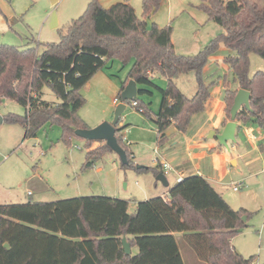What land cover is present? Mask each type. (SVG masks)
I'll use <instances>...</instances> for the list:
<instances>
[{"label": "trees", "instance_id": "1", "mask_svg": "<svg viewBox=\"0 0 264 264\" xmlns=\"http://www.w3.org/2000/svg\"><path fill=\"white\" fill-rule=\"evenodd\" d=\"M160 2L142 0L138 17L128 2L103 7L98 0H89L60 40L43 43L39 53L34 47L0 44V103L10 99L24 108L23 115L8 113L2 119L20 124L25 137H35L45 125H58L68 142L67 137L75 135L73 129L89 128L78 113L85 103L80 90L109 60L116 59L123 66L132 62L126 80L160 92L156 113L139 97L135 102L155 123L158 142H163L172 122L185 131L192 116L203 111L212 84L204 81V67L222 44L235 52L223 58L232 73L231 80L223 78L226 115L230 118L237 89L248 90L250 109L242 107L235 121L264 131V71L249 74L250 53L264 59V3L199 0L196 8L222 26L223 32L196 54L184 55L174 50L170 25L158 27L152 22L147 30L146 19ZM155 72L167 79L164 88L152 81ZM187 73L195 76L192 96L175 82ZM124 86L125 82L119 99ZM45 88L55 100L44 99ZM145 92L151 93L146 88L138 90L139 95ZM122 129L116 126V138L128 162L121 166L138 173L152 171L155 176L163 172L158 166L137 168L120 135ZM91 142L86 140L88 148ZM108 151L112 150L104 141L89 148L83 168H91ZM246 218L245 208L233 209L197 174L179 179L165 196L137 201L133 212L128 211L127 200L106 195L0 203V264H184L178 240L206 264H251L254 256L244 257L231 244L246 226ZM123 236L130 247H137L135 254L124 251Z\"/></svg>", "mask_w": 264, "mask_h": 264}, {"label": "rangeland", "instance_id": "2", "mask_svg": "<svg viewBox=\"0 0 264 264\" xmlns=\"http://www.w3.org/2000/svg\"><path fill=\"white\" fill-rule=\"evenodd\" d=\"M88 1L0 0V44L15 45L20 49L34 47L39 53L43 49V43L60 40L68 24L81 15ZM198 3L199 0H164L152 15L156 23L158 21L162 24L161 27L166 25L172 27L171 40L176 53L196 54L223 32L222 26L209 20L206 13L196 8ZM76 6H78L77 10ZM53 11L56 13L58 25L52 28L50 24ZM141 12V6L137 4L136 15L141 17ZM49 14L50 18L46 20ZM213 55L212 60L215 58L218 60L211 62L212 60L208 58L204 70V81L207 84L212 83L211 86H215L213 82L217 81V74L225 73L228 80L232 79L231 71L222 69L223 60L219 57L235 55V52L221 44ZM249 60L250 75L257 71H264V59L258 54L250 53ZM131 64L132 62H129L123 66L116 60L114 66L111 67L109 64L108 70L115 80L123 81ZM177 82L178 87L183 89L186 95H191L194 91L192 89L196 87L193 73L181 74ZM43 91L44 99L48 101L56 99L47 88ZM151 91L152 96L145 92L140 94L139 98L146 102L151 101V107L157 110L160 92L153 88ZM80 92L85 98V103L78 113L82 112L90 119L101 114L102 107H108V103L115 97L118 98V93L113 94L109 89L101 94V97L92 96L89 99L83 95L82 89ZM125 105L121 121L123 124L130 123L127 127L137 125L134 132L139 131L138 127H147L148 123L152 124L150 118H145V115L138 112L130 103ZM110 110L112 114H108V119L111 120L115 110L114 104ZM8 113L23 115L24 108L13 100L3 99L0 103V117L3 118ZM61 136L62 129L58 125H45L38 130L35 137H25V130L20 124L8 123L5 120L0 123V203H21L28 200L56 201L76 196H111L114 193L128 201V208L131 211L136 205L133 194L147 183L148 177L158 189L164 190L161 182L154 177L153 179L150 173L143 172L135 175L133 169L123 168L118 155L113 151L104 153L96 160L94 166L84 169L86 140L69 135L67 140L69 137L71 140L65 142ZM150 143L147 146H137L138 159L141 156L140 152H144L145 159L155 155L160 157L159 154H155V150L158 152L159 149L157 144ZM132 146H136V143L134 142ZM239 166L242 168V174L248 175L247 168L243 167L241 160L238 163ZM98 168L102 169L101 173H97ZM237 168L230 165L233 173H236ZM256 169H260V166L255 165V171ZM165 177L173 182L169 170L165 172ZM251 180V184L243 181L238 191H234L232 185L224 186L227 199L237 205V208H232L246 207L247 210L246 226L233 237L232 245L244 257L254 256L251 264H264V184H259L260 180H264V173L259 176L258 183L255 177ZM125 182L129 187L125 188ZM29 192H32V195H28ZM147 195L153 197L156 194ZM178 243L184 253L185 264H206L203 261H191L184 248L196 256L194 251L181 240H178ZM238 245H244L245 248L241 246L239 248Z\"/></svg>", "mask_w": 264, "mask_h": 264}, {"label": "crops", "instance_id": "3", "mask_svg": "<svg viewBox=\"0 0 264 264\" xmlns=\"http://www.w3.org/2000/svg\"><path fill=\"white\" fill-rule=\"evenodd\" d=\"M55 1L57 0H54V2ZM98 1L103 7H109L117 2H128L129 4L132 5L135 11L137 4L142 6V0H98ZM258 1L264 3V0H258ZM163 2L164 0H161L160 5L163 4ZM77 8L78 6H76V10ZM49 18H50V14L46 18V20H49ZM150 19H152L153 20L152 22L155 23L158 27L162 26V24L159 23L158 21L157 23L155 22L154 16H152ZM57 25H58V20H57ZM212 58H214V55H211L209 57V59L211 60ZM219 59L223 60V57H219ZM216 60H218V58L213 59L211 62H215ZM115 61L116 59L109 60L106 63V65L100 70H98L90 78V80L82 87V93L86 97V99H89L92 96L101 97V94H104V92H106L107 89L112 91L113 94H115L116 92L119 93L122 83L125 82L126 85V83L128 82V80H126V77L123 81L115 80L110 70H108L109 64L112 67L115 64ZM221 67L223 70L228 71V66L225 63H222ZM205 68L206 66L204 67V70ZM224 74L225 73L216 75L217 81L213 82L215 86H211L209 89L210 98L206 101L203 111L192 116L188 128L185 131H180L177 129L175 123L172 122L165 131L166 137L163 142H158L157 128L152 120H151L152 124L148 123L147 127H140V128L138 127L140 132L139 131L134 132V130L136 131L137 129V125L127 127V125L130 123L123 124V121H121V117H120L117 126L118 127L123 126V129L120 131V135L122 136V139L126 143L130 152H132L133 162L136 165L139 164L141 166L150 167V168H154L158 166V169H161L164 175L167 170H163L161 164L164 162L168 163L171 166V168L168 170L171 172L173 177V182H170L166 178L168 182L167 186H164L161 183L164 186V190L162 191L158 189L156 184H152V182L149 181L150 178L148 177V179L146 180L147 183L142 187H139L137 191L133 194V201L135 203L139 200H145L151 198L148 197L147 195L149 193L156 194L155 196H165L167 194L168 188L172 186L175 182H177L179 179H181L182 177L197 174L205 177L211 183V185L216 189V191H218L223 196V198L229 203L231 207L237 208V205H235L234 203L230 202L227 199L228 197H226L227 193L224 190V186L233 185L234 182H240L241 185H243V181H246L248 182V184H251L252 177H255L256 182L258 183L259 176L264 173V131L262 129L251 123L241 124L240 122L236 121L237 126H240V129L239 131L238 129H236V141L228 142V144L230 143L229 150H227L222 145H220L217 139L214 138L215 140H213L208 138V133L211 130L220 133L223 130L225 124L228 121H230V118L227 117L225 112V107H226L224 102L225 86L223 82V78L225 76ZM179 77L180 75L175 79L176 84L178 83L177 79H179ZM152 81L157 86L164 88L166 86L167 79L161 75L159 76V74L155 72L152 74ZM193 86L194 85L192 84V87ZM231 86L232 88H236V89L238 88L237 85H231ZM137 88L138 90L142 88H146L150 91L152 90V88L150 87H144L138 84H137ZM180 90L185 94L183 89L180 88ZM192 90H194L192 91L193 93L187 96H192L196 90V87ZM149 94L150 96H152L153 92L151 91V93ZM141 100L149 104V108L150 110H152L151 111L152 113H156L158 111L160 106V101L157 110H154L151 107V101L146 102L143 99ZM160 100H161V96H160ZM112 106H113V101L108 103V107H106L108 108L107 111L105 107H102V109H100L101 114H97L96 117L93 119L88 118L87 115L82 114V112L79 115L87 124V126L91 128L98 125L103 120H107L109 122L112 120V119L111 120L108 119V114L112 112L110 110ZM144 117L146 118V116ZM134 126L136 127L134 128ZM100 142L103 141L91 142L89 148L96 147L97 145L100 144ZM134 142L136 143V146H132ZM149 142H151L150 144H154V143L155 145L157 144L159 149L158 152L157 150H155L156 152L155 154H159L160 157L155 155V157H152L150 159L147 158L145 159L144 152L143 153L140 152L141 156L140 159H138L137 146L140 145L147 146ZM89 148L87 147V150ZM233 159L236 161V165L234 166L236 168L238 167L239 161L240 160L242 161V164L244 165L243 167L247 168L248 175L242 174V168L240 166L237 168L236 173H233L231 171L230 161ZM141 162H149V163H141ZM255 165H259L260 169H256L255 171ZM96 171L97 173H101L102 169L98 168ZM143 172L150 173L152 178L156 177L152 171H142L139 173L134 171L133 173L135 175H139ZM259 182H260L259 184H264V180H260ZM124 186L125 188L129 187L127 182L124 183ZM112 194L113 195H111V197H119L114 193ZM28 195H32V192H30ZM135 208L136 205L131 209V211L128 208V211L133 212ZM232 242L233 239L231 240V244ZM238 246L239 248L241 247L245 248L244 245H238ZM233 247L237 251L236 247L235 246ZM130 248H131L130 253L135 254L138 251L137 247H130ZM184 249L186 250V255L189 256L191 261L193 262L200 261L195 256H193V254L189 252V250L187 251V248ZM180 253L184 261V257H183L184 253L181 250V248H180Z\"/></svg>", "mask_w": 264, "mask_h": 264}, {"label": "water", "instance_id": "4", "mask_svg": "<svg viewBox=\"0 0 264 264\" xmlns=\"http://www.w3.org/2000/svg\"><path fill=\"white\" fill-rule=\"evenodd\" d=\"M146 23H147V30H150L152 28V20L150 18H147ZM50 26L52 28L57 26V16L54 11L51 13ZM137 97H138L137 83L133 79H129L120 93L121 102L115 107L112 120L110 122L102 121L98 125L91 128L73 129L75 136L89 141H104L109 146V148L118 155L120 162L122 164H126L128 162L127 155L125 150L119 145L117 141L116 126L119 123L121 114L125 109L126 106L125 102L133 101ZM249 100H250V92L248 90H245L243 88L237 89L236 94L233 98L232 106L230 108V121H228L225 124L223 130L220 133L211 130L208 133V138L217 139L220 145H222L224 148L229 150L228 142L236 141V129H237V123L235 121L236 114L242 107L250 109ZM1 122H2V117H0V123ZM230 165L235 166L236 161L234 159L231 160ZM138 167H141V165H137V168ZM155 178L156 180L160 181L164 186L168 185V182L163 172H159ZM243 219H245V217H243ZM122 246L124 251L127 254H130L131 252L130 244L126 240L125 236L122 237Z\"/></svg>", "mask_w": 264, "mask_h": 264}, {"label": "built area", "instance_id": "5", "mask_svg": "<svg viewBox=\"0 0 264 264\" xmlns=\"http://www.w3.org/2000/svg\"><path fill=\"white\" fill-rule=\"evenodd\" d=\"M120 102H121V99H119V98H116V97H115V98L113 99V104H114L115 106H117ZM129 102H130V104H131L133 107L136 108V110H137L138 112L143 113V109L137 105V103L135 102V100H133V101H129ZM125 103H127V102H125ZM68 139H69V141L71 140L70 137H69ZM78 148H80V147H78ZM161 167L163 168V170H168V169L171 168V166H170L168 163H165V162L161 164ZM240 186H241V183H240V182H234V184L232 185V189H233L234 191H238V190L240 189ZM29 193H30V192H29Z\"/></svg>", "mask_w": 264, "mask_h": 264}]
</instances>
